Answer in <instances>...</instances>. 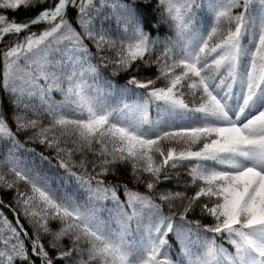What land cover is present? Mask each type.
Segmentation results:
<instances>
[{"label":"snow or ice","instance_id":"snow-or-ice-1","mask_svg":"<svg viewBox=\"0 0 264 264\" xmlns=\"http://www.w3.org/2000/svg\"><path fill=\"white\" fill-rule=\"evenodd\" d=\"M0 264H264V0H0Z\"/></svg>","mask_w":264,"mask_h":264},{"label":"trees","instance_id":"trees-1","mask_svg":"<svg viewBox=\"0 0 264 264\" xmlns=\"http://www.w3.org/2000/svg\"><path fill=\"white\" fill-rule=\"evenodd\" d=\"M231 104L235 105L237 104L236 97L234 96L233 99L230 101ZM227 246V245H226Z\"/></svg>","mask_w":264,"mask_h":264}]
</instances>
